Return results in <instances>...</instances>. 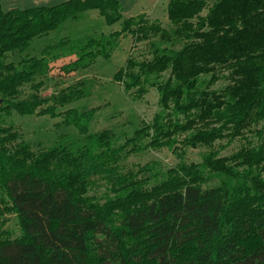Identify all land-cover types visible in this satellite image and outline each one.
Listing matches in <instances>:
<instances>
[{"label":"trees","instance_id":"obj_1","mask_svg":"<svg viewBox=\"0 0 264 264\" xmlns=\"http://www.w3.org/2000/svg\"><path fill=\"white\" fill-rule=\"evenodd\" d=\"M1 2L0 264H264V0H170L169 28L144 14L124 18L120 0L9 10ZM90 10L121 28L64 37L46 44L40 56L9 59ZM127 35L135 43L148 41L152 57L129 56L114 80L134 100L157 89L159 110L123 143L110 130L90 132L95 108L57 112L89 96L86 87L67 88L44 108L48 101L36 94L16 100L23 85H43L34 82L52 62L75 57L62 69H87L110 58ZM173 39L183 46L161 45ZM223 69L230 83L213 88ZM13 111L63 116V125L75 127L85 142L41 151L26 142L14 145L18 133L3 125ZM238 137L246 143L232 154L214 149L217 140ZM198 146L210 147L202 162L181 160L165 177L155 174L150 187L121 172L131 154ZM98 175L115 192L104 203L89 195ZM5 211L17 216L20 236L3 228Z\"/></svg>","mask_w":264,"mask_h":264},{"label":"rangeland","instance_id":"obj_2","mask_svg":"<svg viewBox=\"0 0 264 264\" xmlns=\"http://www.w3.org/2000/svg\"><path fill=\"white\" fill-rule=\"evenodd\" d=\"M48 1L51 0H2L1 6L4 10H9L14 7L27 8L53 3V0L51 2ZM120 1L124 8V18L144 14L148 20L158 19L164 27H170L167 13V5L170 0ZM216 1L218 0H208L210 5ZM120 28L121 22L109 26L98 10H90L84 13L79 20L70 19L47 36L35 39L26 52L21 55L18 53L10 55L9 59L18 62L22 56L27 54L40 56L41 50L46 44L58 41L64 37L85 38L89 35L109 33ZM154 41L158 42L159 39H154ZM183 44L184 41L173 39L161 45L169 49L178 50ZM129 56H134L140 60L151 58V44L148 41L135 43L133 37L127 35L121 39L119 47L110 58L104 59L100 57L91 67L71 73H67L62 67L75 59V57H66L52 62L49 73L34 82L38 83L42 80L43 85L39 88H34L31 83L23 85L16 100L29 99L36 94L48 101L43 105L44 108L53 104V98L63 90L75 86L86 87L90 92L89 96L64 106H59L57 112L63 113L69 108L81 110L95 108L96 113L90 124V132L100 133L110 130L117 141L116 143L121 144L126 137L131 136L144 122H150L159 110V93L157 89L152 88L143 99L134 100L124 90L123 85L114 80L115 73L125 64ZM228 73L227 69L218 72L221 77L213 88L221 89L229 84V79L225 77ZM62 120L63 116L55 118L38 114L22 116L13 111L12 115L5 119L3 125L5 127L12 126L13 132L18 133L19 137L13 142L14 145L26 142L31 145L34 151L44 150L60 142L73 144L76 147L83 146L85 135L80 134L73 126L63 125ZM247 135L252 138L251 133H247ZM252 140L257 141V137H253ZM245 141L244 138L238 137L234 141L229 142L228 138H224L216 141L214 149H220L221 156H228L239 150L246 143ZM209 150L210 147L208 146L181 147L177 151L167 147L158 150H146L125 157L120 163L121 172L129 173L136 180H148L150 183L147 186L150 187L157 182L154 175L158 172L161 174L160 176L165 177L167 171L180 163L181 160L186 161L188 164L200 163ZM112 188V183L106 177L101 175L94 176L91 178L89 195L100 203H104L107 199L115 196ZM1 217L2 220H5L3 228L10 231L13 238L21 235L19 220L14 213L5 211Z\"/></svg>","mask_w":264,"mask_h":264},{"label":"crops","instance_id":"obj_3","mask_svg":"<svg viewBox=\"0 0 264 264\" xmlns=\"http://www.w3.org/2000/svg\"><path fill=\"white\" fill-rule=\"evenodd\" d=\"M51 1H52V0H51ZM51 1H48V2H51ZM62 1H63V0H61V1L58 0V1H55V2H56V3H55L54 0H53V1H52L53 3H50V5L57 4V3H60V2H62ZM64 1H65V0H64ZM10 9H11V8H10ZM85 13H86V12H85Z\"/></svg>","mask_w":264,"mask_h":264}]
</instances>
